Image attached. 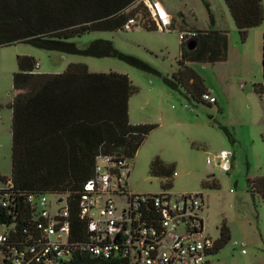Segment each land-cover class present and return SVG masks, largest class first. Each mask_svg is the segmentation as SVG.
Returning a JSON list of instances; mask_svg holds the SVG:
<instances>
[{"label": "rangeland", "instance_id": "rangeland-1", "mask_svg": "<svg viewBox=\"0 0 264 264\" xmlns=\"http://www.w3.org/2000/svg\"><path fill=\"white\" fill-rule=\"evenodd\" d=\"M151 1L170 15L168 29L148 31L139 26L129 31H94L70 40L80 49L96 40L111 41L120 53L140 60L150 70L117 58L65 54L27 43L0 46V177L11 176V104L17 94L13 75L18 71V56L33 58L40 65L35 70L39 74H61L70 64H84L92 73L127 75L138 89L129 100L130 123L156 126L132 159V191L200 194L205 203V234L222 246L206 261L264 264V200L253 188L255 180L264 178V91L258 89L264 86V22L242 40L224 0ZM144 7L132 10L140 8L136 16L145 24L153 23ZM208 30L227 32V60L187 66L200 76L216 104L166 82L179 70L183 43L179 35ZM223 150L230 152L228 169L217 158ZM155 158L178 175L170 180L152 177L150 165ZM166 183L171 188H165ZM6 188L7 183L0 180V190ZM56 199L48 195V200ZM223 229L228 238L220 243Z\"/></svg>", "mask_w": 264, "mask_h": 264}, {"label": "trees", "instance_id": "trees-1", "mask_svg": "<svg viewBox=\"0 0 264 264\" xmlns=\"http://www.w3.org/2000/svg\"><path fill=\"white\" fill-rule=\"evenodd\" d=\"M224 2L242 40L250 29L263 24L262 0ZM138 5L144 7L143 0H0V46L27 43L65 54L117 58L150 70L140 60L120 53L111 41L96 40L84 49L70 42L94 31L123 30L128 19L139 12L140 8L132 10ZM143 27L158 30L154 23ZM193 33L195 47L188 49L187 42L182 43L179 70L166 82L176 90L184 87L201 100L207 89L187 64L225 62L228 34L220 30ZM17 62L18 71L13 75L17 94L11 104V176L0 177L15 190L37 195L77 194L93 178L98 156L119 154L133 159L156 128L130 123L129 100L138 89L127 75L92 73L84 64H70L61 74H39L33 58L18 56ZM258 89L263 92L264 86ZM173 173V167L161 159L151 162L152 177L170 180ZM165 188H171V183ZM253 188L264 200V178L255 180ZM226 238L223 229L220 243ZM221 247L216 245L215 252ZM85 259L90 264H115Z\"/></svg>", "mask_w": 264, "mask_h": 264}, {"label": "built area", "instance_id": "built-area-1", "mask_svg": "<svg viewBox=\"0 0 264 264\" xmlns=\"http://www.w3.org/2000/svg\"><path fill=\"white\" fill-rule=\"evenodd\" d=\"M143 3L157 28L168 29L170 17L162 5ZM143 25L135 16L123 30ZM195 36L181 33L179 39L188 42ZM39 68L36 63L35 70ZM201 100L217 102L209 93ZM229 153L217 155L227 169ZM133 165L124 155H100L82 190L53 193L56 201L48 200L50 194L20 192L7 182L0 190V264H66L85 258L115 264H206L217 242L205 234L203 197L166 190L135 193L130 186Z\"/></svg>", "mask_w": 264, "mask_h": 264}, {"label": "water", "instance_id": "water-1", "mask_svg": "<svg viewBox=\"0 0 264 264\" xmlns=\"http://www.w3.org/2000/svg\"><path fill=\"white\" fill-rule=\"evenodd\" d=\"M195 47V41L193 40V38L189 39V41L187 42V48L188 49H193ZM66 264H90L88 261L83 260V259H76L73 261H70Z\"/></svg>", "mask_w": 264, "mask_h": 264}, {"label": "crops", "instance_id": "crops-1", "mask_svg": "<svg viewBox=\"0 0 264 264\" xmlns=\"http://www.w3.org/2000/svg\"><path fill=\"white\" fill-rule=\"evenodd\" d=\"M169 15V14H168ZM169 17H170V15H169ZM207 93H209V94H211L212 95V93L209 91V90H207ZM213 96V95H212ZM207 103V102H206ZM207 104H209V103H207ZM216 104V103H215ZM216 252L214 251L210 256H212V255H214ZM206 264H211V263H209V262H207Z\"/></svg>", "mask_w": 264, "mask_h": 264}, {"label": "flooded vegetation", "instance_id": "flooded-vegetation-1", "mask_svg": "<svg viewBox=\"0 0 264 264\" xmlns=\"http://www.w3.org/2000/svg\"><path fill=\"white\" fill-rule=\"evenodd\" d=\"M83 260H86V259H83ZM86 261H88V260H86ZM89 262V261H88ZM90 263V262H89Z\"/></svg>", "mask_w": 264, "mask_h": 264}]
</instances>
